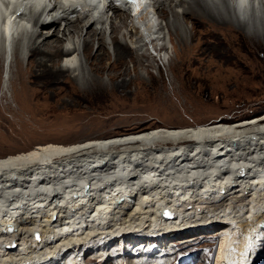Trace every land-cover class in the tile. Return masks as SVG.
I'll list each match as a JSON object with an SVG mask.
<instances>
[{
    "label": "bare ground",
    "instance_id": "1",
    "mask_svg": "<svg viewBox=\"0 0 264 264\" xmlns=\"http://www.w3.org/2000/svg\"><path fill=\"white\" fill-rule=\"evenodd\" d=\"M192 1H180L188 4V16L203 14L229 30L249 23L264 27V0H223L220 8L214 0ZM149 6L168 15L161 0H0V76L4 60L11 55L12 61L15 53L13 83L22 91L42 77L51 83L68 77L79 87L97 89L103 82L88 77L81 53L101 73L124 68L127 57L138 64L142 43L154 40L146 37ZM240 13L249 18L242 20ZM122 28L134 33L135 49L119 38ZM109 30L118 67L104 66L111 58ZM172 30L179 33L174 25ZM22 50L34 64L30 72L23 70ZM56 58L58 68L50 65ZM224 228L235 232L218 246L216 264H264V117L49 143L0 158V264H58L68 255V264H81V256L107 243L118 247L111 260L144 258L155 253L154 243L187 234L223 236ZM127 244L150 249L138 255L139 248ZM131 249L135 254L126 253Z\"/></svg>",
    "mask_w": 264,
    "mask_h": 264
},
{
    "label": "rangeland",
    "instance_id": "2",
    "mask_svg": "<svg viewBox=\"0 0 264 264\" xmlns=\"http://www.w3.org/2000/svg\"><path fill=\"white\" fill-rule=\"evenodd\" d=\"M161 1L168 15L162 17L152 6L147 8L151 32L146 37L154 40L143 39L144 46L137 53L138 64L135 63L137 58L133 62L127 57L125 67H118L111 30L106 36V48L111 58L104 66L117 69L111 73L98 72L91 65L92 61L81 53L88 77L103 82L97 89H92L89 84L79 87L68 77L58 79V83L42 77L38 78L40 82H29L22 91L20 85L13 83L17 70L15 53L12 61L9 55L4 60L0 76V158L49 143L68 145L159 128H197L220 123L236 125L263 118L264 27L254 29L248 22L245 29L229 30L203 14L188 16L184 13L188 4H180L181 0ZM222 2L213 1L216 6ZM170 5H174L177 13L170 11ZM256 13L259 23L263 20L259 9ZM240 14L242 17L237 15L242 20L249 18ZM117 23L121 26L120 21ZM173 25L179 33L172 30ZM121 30V41L135 49L137 39L134 33H130V29ZM19 37L20 34L13 40L11 53ZM96 51L97 44L91 53L94 55ZM21 52L23 70L30 72L34 65L31 57L26 51ZM60 60L56 58L50 65L58 68ZM113 76L118 78L113 80ZM34 92H38V98L29 101L26 97L32 98ZM257 116L261 117L256 119ZM223 232L228 236H221L222 232L219 235L208 232L199 233L195 238L182 235L161 246L154 243L155 253L144 258L125 256V259L115 257L111 260L110 255L118 247L107 243L103 250L96 247L95 252L91 250L81 256L79 262L177 264L178 259L180 264H216L218 246L224 238L233 237L235 230L224 228ZM127 245L128 248L137 247V244ZM137 248L136 254L139 255L144 247ZM133 250L126 253L135 254ZM70 256L58 264H68Z\"/></svg>",
    "mask_w": 264,
    "mask_h": 264
},
{
    "label": "water",
    "instance_id": "3",
    "mask_svg": "<svg viewBox=\"0 0 264 264\" xmlns=\"http://www.w3.org/2000/svg\"><path fill=\"white\" fill-rule=\"evenodd\" d=\"M165 215H166L167 217H169V216H170L168 213H165ZM12 246L14 247V246H15V244H13Z\"/></svg>",
    "mask_w": 264,
    "mask_h": 264
},
{
    "label": "snow or ice",
    "instance_id": "4",
    "mask_svg": "<svg viewBox=\"0 0 264 264\" xmlns=\"http://www.w3.org/2000/svg\"><path fill=\"white\" fill-rule=\"evenodd\" d=\"M131 2H133V3H136V2H137V0H131Z\"/></svg>",
    "mask_w": 264,
    "mask_h": 264
},
{
    "label": "trees",
    "instance_id": "5",
    "mask_svg": "<svg viewBox=\"0 0 264 264\" xmlns=\"http://www.w3.org/2000/svg\"><path fill=\"white\" fill-rule=\"evenodd\" d=\"M259 117H261V116H257V117H255V118L257 119V118H259ZM255 118H252V119H255Z\"/></svg>",
    "mask_w": 264,
    "mask_h": 264
}]
</instances>
